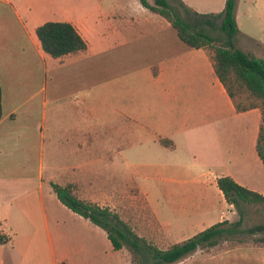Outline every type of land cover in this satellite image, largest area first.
I'll use <instances>...</instances> for the list:
<instances>
[{"label":"crops","instance_id":"obj_1","mask_svg":"<svg viewBox=\"0 0 264 264\" xmlns=\"http://www.w3.org/2000/svg\"><path fill=\"white\" fill-rule=\"evenodd\" d=\"M181 1L200 14L226 6ZM246 3L237 0L236 47L264 59V27L241 23ZM48 22L73 25L87 49L44 52L37 29ZM0 83V264H133L53 184L115 211L129 189L152 199L141 181L161 173L170 206H188L197 192L195 222L215 224L225 198L218 178L264 195L260 110L238 113L208 53L140 0H0ZM155 154L164 161L143 159Z\"/></svg>","mask_w":264,"mask_h":264},{"label":"trees","instance_id":"obj_2","mask_svg":"<svg viewBox=\"0 0 264 264\" xmlns=\"http://www.w3.org/2000/svg\"><path fill=\"white\" fill-rule=\"evenodd\" d=\"M140 1L145 8L166 19L185 44L193 49H204L208 53L215 73L238 113L260 110L262 123L256 151L264 164V59L244 52L235 45L239 33L237 0H226L225 9L219 14H200L181 0H154L153 5L148 0ZM217 32L223 38L215 37ZM37 36L44 52L56 59L87 49V43L70 23H45L38 27ZM2 118L3 89L0 83V122ZM161 143L172 145L169 140H161ZM217 182L226 201L238 210L240 219L235 222H219L167 249H161L137 235L109 207H100L79 199L71 186L53 184V188L65 206L104 229L116 251L127 248L135 257L136 264H178L200 250L212 249L231 238L253 235L264 230L261 226L245 228L246 215L243 210L244 206L264 204V195L241 186L230 176L220 177Z\"/></svg>","mask_w":264,"mask_h":264},{"label":"rangeland","instance_id":"obj_3","mask_svg":"<svg viewBox=\"0 0 264 264\" xmlns=\"http://www.w3.org/2000/svg\"><path fill=\"white\" fill-rule=\"evenodd\" d=\"M150 1L154 4V0ZM244 8L248 11L245 10L241 23L245 22V24L252 25L257 23L259 28L264 27V0H247ZM251 9L254 10L252 15H250ZM249 17H252L254 21H250ZM217 23L220 24L219 21ZM214 36L219 39L223 38L220 32L215 33ZM218 45H220V42ZM240 129L241 126L239 127ZM106 131V128L95 127L96 134H106ZM241 138L239 135L240 142ZM143 159L156 163L164 161L157 154L149 158L144 156ZM141 185L150 193L152 199L144 191L139 192V190L129 189L127 201L115 211L133 228L137 235L144 237L157 247L167 249L173 244L183 242L201 232V230L215 224V220L203 223L195 222L201 216L199 215L197 219L199 207L194 205L198 202L201 203L198 196H195L197 192H194L193 198L190 200L191 203L188 206H170L169 176L161 173L144 176ZM136 188L138 187L136 186ZM191 193L192 190L189 191V194ZM243 210L246 215L245 228L250 229L261 226L264 229V204L244 206ZM239 219L238 210L224 198L223 210L217 221L229 220L230 222H235ZM262 240H264V230L253 235L237 236L221 242L212 249L200 250L178 264H263L264 242ZM132 262L136 264V259L133 255Z\"/></svg>","mask_w":264,"mask_h":264}]
</instances>
